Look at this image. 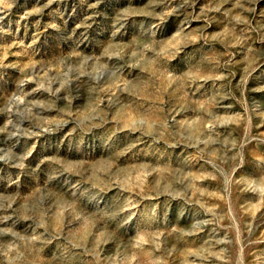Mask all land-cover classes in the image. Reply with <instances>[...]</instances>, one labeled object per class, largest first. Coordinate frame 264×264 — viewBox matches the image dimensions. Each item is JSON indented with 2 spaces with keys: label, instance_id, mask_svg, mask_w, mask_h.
<instances>
[{
  "label": "rangeland",
  "instance_id": "1",
  "mask_svg": "<svg viewBox=\"0 0 264 264\" xmlns=\"http://www.w3.org/2000/svg\"><path fill=\"white\" fill-rule=\"evenodd\" d=\"M0 264H264V0H0Z\"/></svg>",
  "mask_w": 264,
  "mask_h": 264
}]
</instances>
